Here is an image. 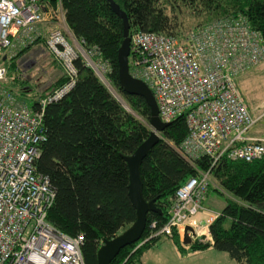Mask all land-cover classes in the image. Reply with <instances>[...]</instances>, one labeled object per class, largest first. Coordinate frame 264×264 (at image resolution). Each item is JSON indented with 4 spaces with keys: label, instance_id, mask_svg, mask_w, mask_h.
Segmentation results:
<instances>
[{
    "label": "trees",
    "instance_id": "16d2710c",
    "mask_svg": "<svg viewBox=\"0 0 264 264\" xmlns=\"http://www.w3.org/2000/svg\"><path fill=\"white\" fill-rule=\"evenodd\" d=\"M44 1L54 7L57 0ZM113 1L126 14L130 34L141 30L183 38L214 21L243 18L264 44V0ZM60 2L70 32L90 59L104 67V78L130 109L114 97L78 55L73 87L58 101L46 104L43 111L46 139L39 146L34 168L36 174L48 179L54 191L47 220L69 236L81 235L84 263L97 264L102 241L114 238L135 220L136 211L128 195L129 171L123 156L131 155L149 136L150 110L142 97L128 95L119 87L117 53L123 40V23L109 0ZM186 13L195 19L183 25L180 15ZM41 27L42 35L33 44H44L49 31L44 30L43 24ZM12 61L3 64L9 74H17ZM55 66L58 67L56 63ZM20 80L10 86L17 99L27 104L24 97L28 90ZM57 81L48 93L65 81L62 73ZM29 106L36 109V101ZM186 135L185 119L179 116L160 133L159 141L142 161L143 197L147 201L155 199L162 214H147L140 240L148 235L151 222L166 223L177 188L198 171L210 170V178L225 192H219L225 196V204L218 210L220 215L209 225L212 241L199 238L186 248L176 231L168 238L182 254L213 248L225 252L238 264H264V155L250 162L223 156L211 166L208 156L189 160L179 152ZM162 237L166 236L155 237L136 249L137 242L125 246L110 264H141L143 254Z\"/></svg>",
    "mask_w": 264,
    "mask_h": 264
},
{
    "label": "built area",
    "instance_id": "2783aa9c",
    "mask_svg": "<svg viewBox=\"0 0 264 264\" xmlns=\"http://www.w3.org/2000/svg\"><path fill=\"white\" fill-rule=\"evenodd\" d=\"M45 22L54 24L45 35V48L65 81L38 97L37 108L31 109L10 86L25 76L9 74L3 61L11 63L19 51L34 45ZM64 25L60 0L54 7L44 0H0V264H85L81 235L69 236L47 220L54 191L34 168L46 139L44 108L73 87L78 55L108 83L104 67L78 42L69 41ZM130 42V74L151 89L161 121L185 119L187 135L178 148L184 157L205 155L214 166L223 156L250 162L264 155L263 140L244 137L263 115L250 114L237 78L264 62V44L243 18L214 21L183 38L137 30ZM210 183V170L182 183L166 223L151 222L135 249L155 237H171L174 231L182 240L186 227L192 229L187 232L191 242L207 238L209 225L220 215L204 206ZM203 210L206 217L200 220L197 215Z\"/></svg>",
    "mask_w": 264,
    "mask_h": 264
},
{
    "label": "rangeland",
    "instance_id": "374dc122",
    "mask_svg": "<svg viewBox=\"0 0 264 264\" xmlns=\"http://www.w3.org/2000/svg\"><path fill=\"white\" fill-rule=\"evenodd\" d=\"M194 19L187 13L180 15V20L183 25L193 22ZM193 25L194 23L192 24V27ZM51 27V29H53V24ZM184 29L186 30L188 28ZM75 41L77 43V40ZM12 60L11 65H14L13 68L15 69V73H21L25 76L21 80L24 81V86L28 90V93L24 97L28 105H30L33 101H36L34 98L35 96L48 93L53 87H55V84L58 82L57 80L61 77L62 72L60 68L55 66V63L53 62L54 60L48 54L45 44L43 43L39 46H34L25 50L20 55L17 54ZM241 75L242 74H240L237 78V85L250 114L253 117L263 115L253 125L250 133L264 137V62H261L257 66L245 72L244 79L241 78ZM107 86L114 94V97H117L120 103H122L124 107L128 108L122 95H120L110 84L107 83ZM128 110L130 109L128 108ZM210 187L217 189L218 192L210 188L204 200V206L210 210L218 211L219 208L225 204V196L219 194V192L222 191L214 179H211ZM222 193L225 194V192ZM180 241L183 243V238ZM202 241L205 242L207 240L203 238ZM169 242L170 239L168 237H162L159 240L158 244L162 245L161 250L164 254L159 258L154 256L152 258V264H158L163 256L165 257L164 264H238L225 252L219 251L215 252L218 256H215L214 258H211L210 256H203L201 257L202 259L180 262L179 260L172 258L170 254L171 250ZM190 244H192V242ZM190 244L185 245L188 246Z\"/></svg>",
    "mask_w": 264,
    "mask_h": 264
},
{
    "label": "water",
    "instance_id": "95a60500",
    "mask_svg": "<svg viewBox=\"0 0 264 264\" xmlns=\"http://www.w3.org/2000/svg\"><path fill=\"white\" fill-rule=\"evenodd\" d=\"M109 3L113 11L121 17L123 23V40L117 53L118 84L126 94L142 97L146 101L150 110L149 126L151 130L149 136L131 155L123 156L129 171L128 195L136 211L135 220L114 238L102 241L97 251V264H110L122 248L138 242L145 230L148 213L162 214L161 210L155 206V199L147 201L143 197V183L140 170L143 159L159 141L160 133L169 125V123L161 121L157 101L151 89L143 80L135 78L130 74L129 54L131 42L129 21L126 14L113 0H109ZM108 89L110 90L109 87ZM125 108L128 110L127 107ZM188 231H192V229L190 227L185 228L183 244L191 243L190 238L187 236Z\"/></svg>",
    "mask_w": 264,
    "mask_h": 264
},
{
    "label": "crops",
    "instance_id": "0c3cea01",
    "mask_svg": "<svg viewBox=\"0 0 264 264\" xmlns=\"http://www.w3.org/2000/svg\"><path fill=\"white\" fill-rule=\"evenodd\" d=\"M44 30L45 31H50V29L52 28V23H49V22H45L44 24ZM64 27L66 28L65 30L68 32L67 36H68V39L69 41L75 45V38L74 36L72 35V33L70 32L69 28L67 27L66 23L64 25ZM78 42V41H77ZM34 46H39L37 43H35L34 45H32L30 48L34 47ZM241 78L244 79V73L241 75ZM253 127V126H252ZM251 127V128H252ZM251 128H249L245 133H244V137L246 138H255V139H260V140H264V137L263 136H260V135H257V134H253V133H250L251 131ZM223 208V206L221 207ZM210 210V209H209ZM210 211H213V210H210ZM206 217V212L203 210V211H200L197 215V218L200 219V220H203L204 218ZM205 232L208 231V229H205L204 230ZM170 239V238H169ZM207 241H212L211 239V236L208 235L207 238H205ZM159 241L153 245L151 248H149L142 256V259H141V264H152V258L155 256L156 258H159L161 257L164 253L163 251L161 250V247L162 245L158 244ZM170 254L172 256L173 259L175 260H179L180 262H184V261H188V260H197V259H202L201 257L203 256H210L211 258H214L215 256H218L216 255V250H214L213 248H209L205 251H202V252H197V253H189V252H186L185 254H182L179 252V250L177 249V247L174 245L172 239H170ZM189 245L186 247L188 248ZM165 257L163 256L161 259H160V262H158V264H164L165 263Z\"/></svg>",
    "mask_w": 264,
    "mask_h": 264
},
{
    "label": "bare ground",
    "instance_id": "6f19581e",
    "mask_svg": "<svg viewBox=\"0 0 264 264\" xmlns=\"http://www.w3.org/2000/svg\"><path fill=\"white\" fill-rule=\"evenodd\" d=\"M184 31V30H183ZM183 34V33H182ZM178 37V36H177Z\"/></svg>",
    "mask_w": 264,
    "mask_h": 264
}]
</instances>
